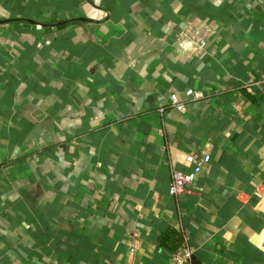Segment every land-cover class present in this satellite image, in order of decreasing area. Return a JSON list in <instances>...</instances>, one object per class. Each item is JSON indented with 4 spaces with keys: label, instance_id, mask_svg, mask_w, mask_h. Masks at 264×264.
Returning a JSON list of instances; mask_svg holds the SVG:
<instances>
[{
    "label": "crops",
    "instance_id": "crops-1",
    "mask_svg": "<svg viewBox=\"0 0 264 264\" xmlns=\"http://www.w3.org/2000/svg\"><path fill=\"white\" fill-rule=\"evenodd\" d=\"M181 235L264 264V0H0V264H166Z\"/></svg>",
    "mask_w": 264,
    "mask_h": 264
},
{
    "label": "built area",
    "instance_id": "built-area-1",
    "mask_svg": "<svg viewBox=\"0 0 264 264\" xmlns=\"http://www.w3.org/2000/svg\"><path fill=\"white\" fill-rule=\"evenodd\" d=\"M195 43L198 47H202L204 45V38L199 36L195 40ZM185 93L187 96L195 95V92L191 88L187 89ZM168 103L176 109L181 110L183 108V104L175 94L169 95ZM159 111L162 113L164 111V107H160ZM185 161L189 165V169L187 171L178 168L171 169L170 181L168 185V192L170 195H178L192 186L196 175L202 172L205 165L209 163L210 154H187L185 156ZM139 247L140 245L138 242L131 241L128 244L125 259L121 264H135L133 257ZM192 255L193 248L190 246L188 238L181 235L180 241L175 245L172 251L168 252V262L166 264H186L192 260Z\"/></svg>",
    "mask_w": 264,
    "mask_h": 264
},
{
    "label": "trees",
    "instance_id": "trees-1",
    "mask_svg": "<svg viewBox=\"0 0 264 264\" xmlns=\"http://www.w3.org/2000/svg\"><path fill=\"white\" fill-rule=\"evenodd\" d=\"M173 232H171L170 234H172ZM168 237H169V235L168 236H166V237H164V238H162V240H161V244L162 245H166V247H168L169 248V245H167V244H165L166 243V241H168ZM180 241V239H178V242ZM177 242V243H178Z\"/></svg>",
    "mask_w": 264,
    "mask_h": 264
}]
</instances>
